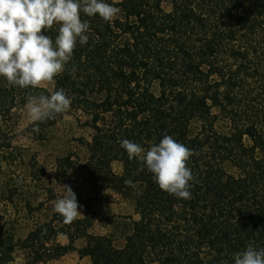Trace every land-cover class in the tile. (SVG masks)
Instances as JSON below:
<instances>
[{
	"label": "trees",
	"instance_id": "trees-1",
	"mask_svg": "<svg viewBox=\"0 0 264 264\" xmlns=\"http://www.w3.org/2000/svg\"><path fill=\"white\" fill-rule=\"evenodd\" d=\"M165 1L110 0L120 9L111 22L81 14L88 42L77 44L54 78L53 90H66L92 130L90 139L80 138L88 151L80 166L99 191L131 200L139 218L117 246L90 230V208L72 223L53 212L20 240L35 261L77 250L90 264H233L249 244L264 247V0H169V10ZM58 28L45 34L54 40ZM39 92L50 93L0 77L2 155L13 154L14 110ZM60 115L39 123L38 133L32 123L34 136L46 138ZM165 134L192 152L191 199L161 190L120 147L128 139L148 149ZM77 165L70 155L58 158L56 179L68 180ZM29 175L45 176L35 158ZM61 235L67 244L58 242ZM15 247L0 234V264L12 260Z\"/></svg>",
	"mask_w": 264,
	"mask_h": 264
},
{
	"label": "clouds",
	"instance_id": "clouds-1",
	"mask_svg": "<svg viewBox=\"0 0 264 264\" xmlns=\"http://www.w3.org/2000/svg\"><path fill=\"white\" fill-rule=\"evenodd\" d=\"M119 12L110 0H0V77L22 89L53 81L72 59L77 44L88 42L90 25L81 14L98 15L111 22ZM54 24L59 28L53 40L45 32ZM70 105L71 97L63 88L47 95L27 96L25 108L33 123L32 131L38 133L39 123L54 119ZM120 147L129 160L137 159L139 170L146 168L152 174L161 190L176 198L191 199L195 177L187 162L192 152L183 143L165 134L148 149L128 139H123ZM125 184L135 187L131 180H125ZM50 207L65 223H72L83 206L71 186L64 184ZM232 259L233 264H264V247L249 244Z\"/></svg>",
	"mask_w": 264,
	"mask_h": 264
},
{
	"label": "rangeland",
	"instance_id": "rangeland-1",
	"mask_svg": "<svg viewBox=\"0 0 264 264\" xmlns=\"http://www.w3.org/2000/svg\"><path fill=\"white\" fill-rule=\"evenodd\" d=\"M164 7L166 10L171 8L169 0L164 2ZM54 84L53 80L44 82L39 87L50 92L54 89ZM153 88L156 90L157 85L154 84ZM40 94L45 93L39 92L35 96ZM25 104L14 110L13 154L4 156L0 152V234L12 237L16 246L12 260L2 264H90L89 257L81 258L77 250L58 259L35 261L30 250L21 246L20 240L31 229L51 218L54 211L50 205L56 199L61 185H70L76 193L79 205L83 206L78 217H83L90 208L94 216V224L90 230L95 234L112 236L117 246L124 245L128 223L131 219H138L139 215L135 213L131 200L112 190L99 191L86 169L80 166L88 158V151L81 144L80 138L90 139L92 134L91 128L85 125L87 116L82 110L70 105L59 116L47 137L38 139L30 129L32 122ZM217 126L221 130L227 128V124L221 120ZM68 155L79 165L72 169L68 180L58 181L57 160ZM33 158L45 171L41 181H36L29 175V164ZM113 168L117 173L122 171L119 162H114ZM58 242L67 244L69 240L67 236L61 235ZM83 244L82 239L75 243L78 248Z\"/></svg>",
	"mask_w": 264,
	"mask_h": 264
}]
</instances>
